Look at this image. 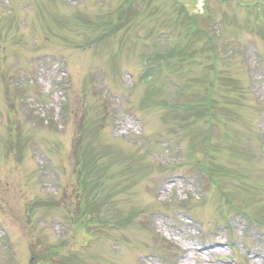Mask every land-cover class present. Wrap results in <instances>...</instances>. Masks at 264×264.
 Masks as SVG:
<instances>
[{
    "label": "rangeland",
    "instance_id": "obj_1",
    "mask_svg": "<svg viewBox=\"0 0 264 264\" xmlns=\"http://www.w3.org/2000/svg\"><path fill=\"white\" fill-rule=\"evenodd\" d=\"M256 1L0 0V264H33L42 240L58 256L43 264H264V224L236 209L258 211L264 186ZM184 48L190 66L167 63ZM185 105L205 113L183 122ZM102 107L97 143L114 172L99 193L104 225L86 226L75 214L95 201L80 195L73 150ZM40 201L53 208L33 210Z\"/></svg>",
    "mask_w": 264,
    "mask_h": 264
},
{
    "label": "trees",
    "instance_id": "obj_2",
    "mask_svg": "<svg viewBox=\"0 0 264 264\" xmlns=\"http://www.w3.org/2000/svg\"><path fill=\"white\" fill-rule=\"evenodd\" d=\"M92 129L88 128V130L84 133L82 139L85 142V149L84 154H82V162H84L85 170L87 171V177L90 174V172L94 171L99 173H103V166L100 164V161H103V152L97 150V154H95L94 150L91 148L93 146V143H90L92 138H95L96 135L92 134ZM89 136V139H88ZM80 164V163H79ZM78 164V165H79ZM94 219L98 218L96 216H93Z\"/></svg>",
    "mask_w": 264,
    "mask_h": 264
},
{
    "label": "bare ground",
    "instance_id": "obj_3",
    "mask_svg": "<svg viewBox=\"0 0 264 264\" xmlns=\"http://www.w3.org/2000/svg\"><path fill=\"white\" fill-rule=\"evenodd\" d=\"M217 244H218V243H217ZM217 244H216V245H217ZM203 250H204V248H201L199 252H201V251H203ZM209 253L212 254L211 252H209ZM187 256H188V255L186 254L184 257L186 258ZM195 257H196V256H195Z\"/></svg>",
    "mask_w": 264,
    "mask_h": 264
}]
</instances>
